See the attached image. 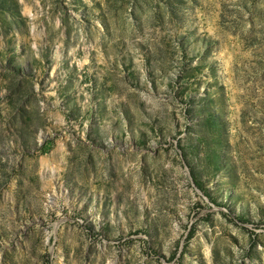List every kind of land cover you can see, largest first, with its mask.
Here are the masks:
<instances>
[{
	"label": "rangeland",
	"instance_id": "rangeland-1",
	"mask_svg": "<svg viewBox=\"0 0 264 264\" xmlns=\"http://www.w3.org/2000/svg\"><path fill=\"white\" fill-rule=\"evenodd\" d=\"M0 264H264V0H0Z\"/></svg>",
	"mask_w": 264,
	"mask_h": 264
}]
</instances>
